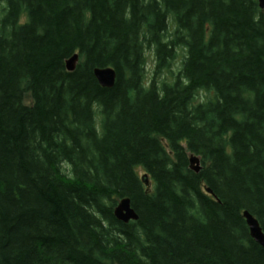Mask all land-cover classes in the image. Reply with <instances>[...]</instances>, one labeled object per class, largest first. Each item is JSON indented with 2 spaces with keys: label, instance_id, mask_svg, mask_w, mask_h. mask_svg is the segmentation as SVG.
I'll list each match as a JSON object with an SVG mask.
<instances>
[{
  "label": "trees",
  "instance_id": "1",
  "mask_svg": "<svg viewBox=\"0 0 264 264\" xmlns=\"http://www.w3.org/2000/svg\"><path fill=\"white\" fill-rule=\"evenodd\" d=\"M244 210L264 233L256 0H0V264H264Z\"/></svg>",
  "mask_w": 264,
  "mask_h": 264
},
{
  "label": "water",
  "instance_id": "2",
  "mask_svg": "<svg viewBox=\"0 0 264 264\" xmlns=\"http://www.w3.org/2000/svg\"><path fill=\"white\" fill-rule=\"evenodd\" d=\"M260 9H264V0H256ZM78 61V54L74 53L65 60V68L68 71L74 70L76 63ZM93 75L96 78L98 84L101 87L110 88L113 86L115 81V71L111 67H95L93 70ZM188 167L194 172H199L201 165L200 160L197 156L189 154L188 156ZM144 184L149 186L146 175L141 176ZM208 192H210L208 190ZM114 217L121 222H128L130 220H136L138 215L132 208L130 199L128 197L121 198L113 209ZM242 216L245 220L246 226L248 227L250 237L259 245L264 247V233L259 225L258 220L250 214L247 210L242 212ZM198 264V263H189Z\"/></svg>",
  "mask_w": 264,
  "mask_h": 264
},
{
  "label": "rangeland",
  "instance_id": "3",
  "mask_svg": "<svg viewBox=\"0 0 264 264\" xmlns=\"http://www.w3.org/2000/svg\"><path fill=\"white\" fill-rule=\"evenodd\" d=\"M179 53L181 55V50H179ZM147 55H148V57H147V62H146V71H147V76H151V73L153 72V69H154V60H153V56L150 52H147ZM180 60H181V56H178L177 60L174 62L173 66H172V69L174 71H176L178 69ZM203 94L204 93L200 92L199 97L201 98ZM138 173L142 174L140 168L138 169Z\"/></svg>",
  "mask_w": 264,
  "mask_h": 264
}]
</instances>
